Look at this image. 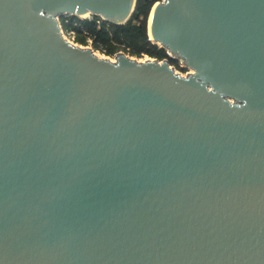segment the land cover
<instances>
[{
  "label": "water",
  "instance_id": "95a60500",
  "mask_svg": "<svg viewBox=\"0 0 264 264\" xmlns=\"http://www.w3.org/2000/svg\"><path fill=\"white\" fill-rule=\"evenodd\" d=\"M137 1L0 0V264H264V0L157 1L187 76L63 34Z\"/></svg>",
  "mask_w": 264,
  "mask_h": 264
},
{
  "label": "trees",
  "instance_id": "16d2710c",
  "mask_svg": "<svg viewBox=\"0 0 264 264\" xmlns=\"http://www.w3.org/2000/svg\"><path fill=\"white\" fill-rule=\"evenodd\" d=\"M159 0H138L131 20L117 25L99 16L81 19L76 16H62L63 31L73 35L74 42L91 45L93 50L109 56L118 53L142 57L148 55L157 60L169 59L167 50L153 43L148 34V18L153 6ZM171 62L177 64L171 59Z\"/></svg>",
  "mask_w": 264,
  "mask_h": 264
},
{
  "label": "rangeland",
  "instance_id": "374dc122",
  "mask_svg": "<svg viewBox=\"0 0 264 264\" xmlns=\"http://www.w3.org/2000/svg\"><path fill=\"white\" fill-rule=\"evenodd\" d=\"M159 1L161 2V1H163V0H159ZM63 16H64V17H67V16H70V15L65 14V15H63ZM61 17H62V16H60V19H61ZM91 17H92V15H91L89 18H91ZM148 21H149V18H148ZM64 34H65V36H66V38H67L68 40H70L72 43H75V42H74V37H73V35H71V34H69V33H66L65 31H64ZM75 44L80 45V46H83V47H88V48H91V49L93 50V48H92L91 45H87V46H85V45H81V44H78V43H75ZM158 46L161 47L159 44H158ZM93 51H94V53H95L97 56H99V57L106 58V59H116V55H115V56H109V55H106V54H104V53H102V52H100V51H95V50H93ZM121 53H124V52H121ZM124 54H125V53H124ZM167 54H168V56H169V59H165V60H168V61H169L170 66L174 69V71H175L177 74H180V75H182V76H187V75H189L190 73H193V72H194L190 67H188V66L184 63V61H183L181 58H179L178 56H174V55L170 54L168 51H167ZM126 55H127L128 57L134 59V60H139V61H142V60H148V59H153V60L156 59V58L150 57V56H148V55H144V56H142V57H135V56H131V55H128V54H126ZM171 59L174 60L177 64H174L173 62H171ZM160 61H162V60H160Z\"/></svg>",
  "mask_w": 264,
  "mask_h": 264
},
{
  "label": "bare ground",
  "instance_id": "6f19581e",
  "mask_svg": "<svg viewBox=\"0 0 264 264\" xmlns=\"http://www.w3.org/2000/svg\"><path fill=\"white\" fill-rule=\"evenodd\" d=\"M152 14H153V12H152ZM151 20V19H150ZM112 61H115V59H111ZM142 61H145V60H142Z\"/></svg>",
  "mask_w": 264,
  "mask_h": 264
},
{
  "label": "built area",
  "instance_id": "2783aa9c",
  "mask_svg": "<svg viewBox=\"0 0 264 264\" xmlns=\"http://www.w3.org/2000/svg\"><path fill=\"white\" fill-rule=\"evenodd\" d=\"M63 34H64V31H63ZM64 36H65V34H64ZM66 37V36H65Z\"/></svg>",
  "mask_w": 264,
  "mask_h": 264
}]
</instances>
